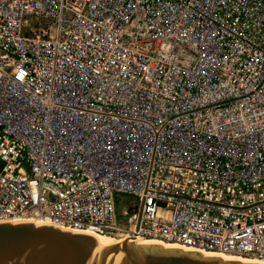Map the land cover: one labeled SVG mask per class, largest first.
<instances>
[{"label": "built area", "instance_id": "1", "mask_svg": "<svg viewBox=\"0 0 264 264\" xmlns=\"http://www.w3.org/2000/svg\"><path fill=\"white\" fill-rule=\"evenodd\" d=\"M15 219L264 263V0H0Z\"/></svg>", "mask_w": 264, "mask_h": 264}, {"label": "water", "instance_id": "2", "mask_svg": "<svg viewBox=\"0 0 264 264\" xmlns=\"http://www.w3.org/2000/svg\"><path fill=\"white\" fill-rule=\"evenodd\" d=\"M132 238L106 250L92 234L32 220L0 221V264H259Z\"/></svg>", "mask_w": 264, "mask_h": 264}, {"label": "bare ground", "instance_id": "3", "mask_svg": "<svg viewBox=\"0 0 264 264\" xmlns=\"http://www.w3.org/2000/svg\"><path fill=\"white\" fill-rule=\"evenodd\" d=\"M21 220H26V219H15L13 221H21ZM79 232H84V233L92 234V235H95V236L99 237L103 241L102 249H106V250L117 246L121 241H123V240H125L126 238L129 237V235H122L121 237L117 238V237H114V236H109V235L98 233V232L91 231V230H82V231H79ZM132 239L135 242H139V243H155V244H161V245H164V246H173V247H181V248H184V249H189L188 247H184V246L180 245L179 243L167 242V241H163L162 239H159V238H149V237H143V236H135L134 237L133 236ZM200 252H202L204 254H216V255H220V256L226 257V258H238V259H241L243 261L258 262L259 264H264V263H261L258 260L248 259V258H244V257H238V256H231L230 257V256L221 255L219 253H211V252L204 251V250H200Z\"/></svg>", "mask_w": 264, "mask_h": 264}, {"label": "rangeland", "instance_id": "4", "mask_svg": "<svg viewBox=\"0 0 264 264\" xmlns=\"http://www.w3.org/2000/svg\"><path fill=\"white\" fill-rule=\"evenodd\" d=\"M109 236H114V237H117V238H119V237H121V236H118V235H116V234H108Z\"/></svg>", "mask_w": 264, "mask_h": 264}]
</instances>
